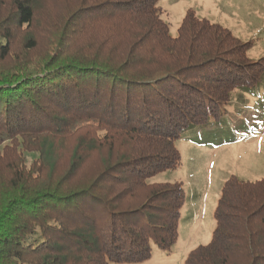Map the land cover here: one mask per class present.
I'll list each match as a JSON object with an SVG mask.
<instances>
[{
	"label": "trees",
	"instance_id": "1",
	"mask_svg": "<svg viewBox=\"0 0 264 264\" xmlns=\"http://www.w3.org/2000/svg\"><path fill=\"white\" fill-rule=\"evenodd\" d=\"M250 47L194 9L173 36L160 0H0V264L170 252L187 192L154 177L260 87ZM214 217L185 264H264V177L230 174Z\"/></svg>",
	"mask_w": 264,
	"mask_h": 264
},
{
	"label": "rangeland",
	"instance_id": "2",
	"mask_svg": "<svg viewBox=\"0 0 264 264\" xmlns=\"http://www.w3.org/2000/svg\"><path fill=\"white\" fill-rule=\"evenodd\" d=\"M160 5L173 36L187 10L194 9L199 17L218 22L242 41L251 42L250 59L264 57V0H160ZM259 86L256 92L244 88L234 92L233 100L225 105L230 122L224 127H190L176 142L181 165L154 177L182 181L187 192L173 249L167 252L155 246L152 257L144 262L110 264H185L191 249L212 238L215 208L227 177H264V79ZM233 127L237 130L230 134Z\"/></svg>",
	"mask_w": 264,
	"mask_h": 264
},
{
	"label": "crops",
	"instance_id": "3",
	"mask_svg": "<svg viewBox=\"0 0 264 264\" xmlns=\"http://www.w3.org/2000/svg\"><path fill=\"white\" fill-rule=\"evenodd\" d=\"M255 132V131H254Z\"/></svg>",
	"mask_w": 264,
	"mask_h": 264
}]
</instances>
